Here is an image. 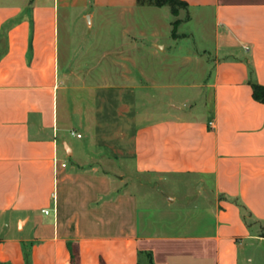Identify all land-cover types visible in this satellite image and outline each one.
Returning a JSON list of instances; mask_svg holds the SVG:
<instances>
[{
    "label": "crops",
    "instance_id": "obj_1",
    "mask_svg": "<svg viewBox=\"0 0 264 264\" xmlns=\"http://www.w3.org/2000/svg\"><path fill=\"white\" fill-rule=\"evenodd\" d=\"M85 1L0 0V264H264V0H180L213 26L212 108L115 155L77 154L61 118L60 16Z\"/></svg>",
    "mask_w": 264,
    "mask_h": 264
},
{
    "label": "rangeland",
    "instance_id": "obj_2",
    "mask_svg": "<svg viewBox=\"0 0 264 264\" xmlns=\"http://www.w3.org/2000/svg\"><path fill=\"white\" fill-rule=\"evenodd\" d=\"M112 1L86 0L60 16V63L65 71L60 81L61 118L68 111L75 120L76 129L66 133L77 154L79 147L87 152L90 142V151L115 155L125 149L137 125L169 113L201 116L212 108L211 21L187 22L188 10L179 3ZM67 150L72 151L69 144ZM65 151L60 145V156L70 165L73 158ZM125 163L130 171L131 160ZM118 177L115 188L121 186ZM129 189L141 191L143 197L150 192L136 185ZM168 191L179 196V204L188 203L185 191Z\"/></svg>",
    "mask_w": 264,
    "mask_h": 264
},
{
    "label": "trees",
    "instance_id": "obj_3",
    "mask_svg": "<svg viewBox=\"0 0 264 264\" xmlns=\"http://www.w3.org/2000/svg\"><path fill=\"white\" fill-rule=\"evenodd\" d=\"M139 4H150V5H156V6H164V5H172L173 3H179L183 6H186L182 1L180 0H138ZM253 87V95L254 97L264 102V85H261L259 83H252Z\"/></svg>",
    "mask_w": 264,
    "mask_h": 264
},
{
    "label": "built area",
    "instance_id": "obj_4",
    "mask_svg": "<svg viewBox=\"0 0 264 264\" xmlns=\"http://www.w3.org/2000/svg\"><path fill=\"white\" fill-rule=\"evenodd\" d=\"M78 136H81L80 134H78ZM63 166H66L65 163H62ZM45 213L48 214L49 213V210H45Z\"/></svg>",
    "mask_w": 264,
    "mask_h": 264
}]
</instances>
